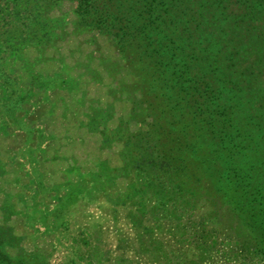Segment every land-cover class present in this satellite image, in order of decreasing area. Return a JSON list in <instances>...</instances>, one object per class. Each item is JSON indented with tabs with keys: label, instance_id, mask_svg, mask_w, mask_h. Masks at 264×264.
Listing matches in <instances>:
<instances>
[{
	"label": "trees",
	"instance_id": "1",
	"mask_svg": "<svg viewBox=\"0 0 264 264\" xmlns=\"http://www.w3.org/2000/svg\"><path fill=\"white\" fill-rule=\"evenodd\" d=\"M62 1L42 3L50 9ZM66 1L75 15L69 34L90 33L92 42L105 36L129 68L119 83L131 97L129 114L111 129L108 119L97 122L100 147L118 130L123 161L149 178L142 186L161 194L157 206L165 197L164 212L176 224L198 213L192 193L206 192L210 209L201 207L197 220L264 263V0ZM49 136L59 137L53 128ZM98 160L89 174L111 186L118 170ZM141 209L132 223L146 221ZM15 211L0 207V264H45L8 222Z\"/></svg>",
	"mask_w": 264,
	"mask_h": 264
},
{
	"label": "rangeland",
	"instance_id": "2",
	"mask_svg": "<svg viewBox=\"0 0 264 264\" xmlns=\"http://www.w3.org/2000/svg\"><path fill=\"white\" fill-rule=\"evenodd\" d=\"M74 18L66 0L50 9L42 0H0V207L19 210L8 222L24 247L45 264H264L197 220L210 209L206 192L192 193L198 213L176 224L165 197L157 206L161 194L142 186L149 178L123 161L118 130L100 147L97 122L106 118L111 129L129 114L131 97L119 87L129 68L105 36L70 35ZM51 128L64 138H51ZM98 159L118 170L111 186L89 174ZM142 207L146 221L132 223Z\"/></svg>",
	"mask_w": 264,
	"mask_h": 264
}]
</instances>
